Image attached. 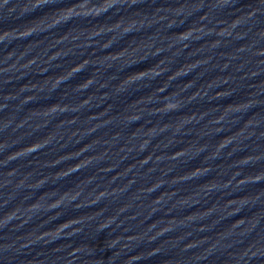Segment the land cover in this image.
<instances>
[{
    "label": "water",
    "instance_id": "water-1",
    "mask_svg": "<svg viewBox=\"0 0 264 264\" xmlns=\"http://www.w3.org/2000/svg\"><path fill=\"white\" fill-rule=\"evenodd\" d=\"M0 264H264L217 0H0Z\"/></svg>",
    "mask_w": 264,
    "mask_h": 264
}]
</instances>
